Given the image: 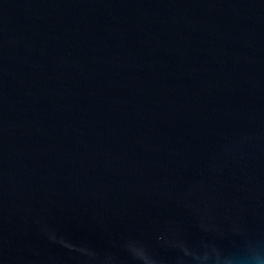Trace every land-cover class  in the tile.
<instances>
[{"label": "water", "instance_id": "1", "mask_svg": "<svg viewBox=\"0 0 264 264\" xmlns=\"http://www.w3.org/2000/svg\"><path fill=\"white\" fill-rule=\"evenodd\" d=\"M161 235L264 237V0H0V264Z\"/></svg>", "mask_w": 264, "mask_h": 264}, {"label": "clouds", "instance_id": "2", "mask_svg": "<svg viewBox=\"0 0 264 264\" xmlns=\"http://www.w3.org/2000/svg\"><path fill=\"white\" fill-rule=\"evenodd\" d=\"M48 239L53 243H59L69 251H78L89 257L97 255L93 250L71 244L55 233H49ZM157 239L165 246L178 250L180 255L176 257L175 264H186L185 258H191L194 264H264V255L259 254V249L264 248V237L248 240L243 246L231 251L220 249L214 244H204L202 251L199 252L193 251L183 240H169L162 235ZM124 247L139 264H165V261L151 254L139 242L128 241ZM103 264H117V257L113 254H105Z\"/></svg>", "mask_w": 264, "mask_h": 264}]
</instances>
